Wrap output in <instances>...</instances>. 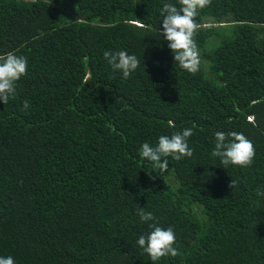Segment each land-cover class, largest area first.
Instances as JSON below:
<instances>
[{
	"label": "trees",
	"instance_id": "obj_1",
	"mask_svg": "<svg viewBox=\"0 0 264 264\" xmlns=\"http://www.w3.org/2000/svg\"><path fill=\"white\" fill-rule=\"evenodd\" d=\"M164 3L180 7L0 0V56L28 62L15 97L0 101V257L264 264V0H209L197 9L194 39L209 66L195 73L175 64L160 33ZM106 50L135 55L140 66L125 79ZM186 128L193 156L166 157L161 176L142 145ZM217 131L243 133L255 148L252 164L225 169L212 156ZM139 207L156 219L143 222ZM151 223L173 228L178 256L153 262L137 244Z\"/></svg>",
	"mask_w": 264,
	"mask_h": 264
},
{
	"label": "clouds",
	"instance_id": "obj_2",
	"mask_svg": "<svg viewBox=\"0 0 264 264\" xmlns=\"http://www.w3.org/2000/svg\"><path fill=\"white\" fill-rule=\"evenodd\" d=\"M180 7L171 3H164L162 8V31L161 35L168 41V47L172 50L175 64L191 73L199 69V51L194 35L199 27L195 20L197 9L205 6L209 0H178ZM103 56L114 71L122 72L125 79L138 69L140 60L135 55H129L126 51H104ZM28 62L24 56L8 53L0 56V101L6 105L9 98L15 97L16 82L27 72ZM29 103L24 102V108H29ZM169 125L174 127L172 122ZM191 128L182 132H176L171 137L160 136L156 147L144 143L140 155L143 159L153 162V166L162 174L168 170V160L171 156L180 161L184 157H192L194 149L189 147L188 138L193 135ZM215 147L212 151L213 157H219L221 164L226 169L229 165L248 167L252 164L255 156V148L252 142L241 132L217 131L215 133ZM162 157L165 159L162 160ZM237 181L232 180L229 185L235 188ZM258 195L264 192L257 190ZM137 215L143 222L154 221L153 213L145 211L143 207L137 209ZM151 231L147 236L141 235L137 244L150 256L153 262L162 257H176L180 253L176 247V237L173 228L167 229L155 223L149 224ZM0 264H15L13 257H0Z\"/></svg>",
	"mask_w": 264,
	"mask_h": 264
},
{
	"label": "rangeland",
	"instance_id": "obj_3",
	"mask_svg": "<svg viewBox=\"0 0 264 264\" xmlns=\"http://www.w3.org/2000/svg\"><path fill=\"white\" fill-rule=\"evenodd\" d=\"M199 60H200V64L205 67V68H208L209 64L208 62H206L204 59H201L200 58V53H199Z\"/></svg>",
	"mask_w": 264,
	"mask_h": 264
}]
</instances>
